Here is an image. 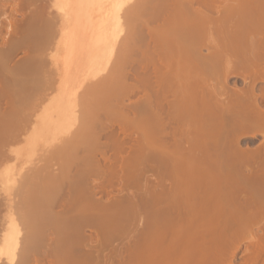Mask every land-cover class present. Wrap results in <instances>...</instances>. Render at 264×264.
Wrapping results in <instances>:
<instances>
[{"label": "bare ground", "instance_id": "6f19581e", "mask_svg": "<svg viewBox=\"0 0 264 264\" xmlns=\"http://www.w3.org/2000/svg\"><path fill=\"white\" fill-rule=\"evenodd\" d=\"M150 1L151 0L55 1L54 7L56 9V18L58 17L61 22L59 31L61 40L60 44L62 45L60 47L61 51L58 52V56L56 54L57 62L60 64L58 67L60 75L57 78L60 79V81L58 80L59 86L57 94L51 98L50 103H48L46 106H43L41 114L36 121L34 130L32 131L31 136L28 138L29 140H27L25 147V149L29 151L27 152V156L35 150L38 143L42 141L49 142L54 140L55 136H60V134L63 135V133L71 129L75 121V97H77L76 95L78 89L87 79H89V77L101 76L106 78L109 75L108 73L112 65L115 63V67L117 64L116 59L119 57V53L117 52L118 46H123L124 44L129 45V43H127L128 39L125 38V36H129L132 30L134 31L136 24L140 25V23H136L138 20L137 18L143 15L147 16L151 14L154 21L157 20L153 24H157L159 27H161L160 29L164 31L160 34L166 35H158V37L161 36L159 37L161 43L158 41L157 43L155 42V36L157 33H159L160 29L157 33H152L155 30V27H152L153 25L148 26V24L146 30H154L150 31L149 33L147 32L148 30H142L146 31L148 35L150 34V36L155 34L154 38L150 36L149 37L150 39L152 38L151 41H153V43L157 44H155V48L156 46L157 49L159 48L158 52L161 55V58L156 55V58L158 57L156 62L154 59V61L150 59L148 62L149 64L155 62V64L158 66L160 64L159 61H162L159 65V67L162 66V69H158L156 67V70L158 69L156 72L155 67L150 68L149 64H147L148 67L145 66L143 68H145V70L150 68L155 70V72H151L150 70L149 73L146 72L148 71L146 70L143 73L140 72L137 74L136 72L139 70H135V72L134 70L132 71L130 69V72H135V75H132V78L124 74V76L120 75L122 78L119 76V79L117 77L111 80L112 83L118 84V86L116 85L117 88L120 86H122V88L126 86L124 87L125 90L123 89L124 91L121 90L123 92L121 93L123 94L121 96V100L122 97L131 99V95L135 96L139 92L140 94L143 91L149 92L147 98L146 96L148 93L144 94L146 95L144 96L145 99H142L143 95L140 98L137 94L136 96L139 97L137 99L138 102L134 101V104L129 103L130 106L126 108L129 112L127 110L122 111V114H124L125 111L128 113L122 115L123 120L121 121L123 125L121 123L120 124L125 127H130L132 130H137V135L138 132H140L139 135H143L144 137L142 138L144 140L139 137L140 140L139 142L137 141L138 143H136L139 146L143 145V147L140 146L142 151L147 149L144 147V145H147L149 150H151L149 153H147L145 158H141L142 154L140 156L138 155L142 151L140 149L138 150L137 148L136 150L141 152H138V157H136L133 161L130 160L129 164L127 161L130 159V154L127 155V157H129L126 159V165L125 163H121L120 168L122 173H124L128 179L126 182L123 180V178H121V185L123 187H131L132 189L137 188L140 185V181L137 179V176L139 175L137 170H135V163H138L137 165H139L143 161L145 163L149 162L148 166L150 164V167L155 165L153 168L159 169L164 178L171 176H175L177 178L182 172H180L181 170L178 171L179 173L176 172L178 169L173 170L171 168L173 166L172 164L170 165L169 160L172 161L175 157L181 161H188L189 158L195 160L190 162H196L197 166L194 164L196 168L200 165H202L201 167L203 170H205L204 167L207 168V170L210 172L208 173L210 176H205L207 179H203L204 182L201 181V184L195 183L193 186V183L191 184L190 182H196L194 179L195 177H197L196 179H199L198 173L197 176L195 173L193 177H185L183 174V178H178V180H175L176 182L174 181L177 185L175 183L173 185L178 187H172H175V189L177 188L179 191L181 190V187L179 186H182L184 183H187L188 186H193L188 189L192 196L189 195L190 193L188 191L185 193L186 195L189 193L188 196H185L186 198L189 197L194 199L197 197L199 192L197 190L194 192L193 188L197 185H201V188L202 186H205L203 187L204 191L207 188L208 190H206V192H210L213 196L210 198L206 196L201 197L202 201L205 200L203 205H205V202L207 201H211V203H209L213 206L218 203V205L220 204L221 207H223L220 210L225 209L227 212L224 210L223 213L222 210L219 214L216 213V215H214L215 213L213 212V215L210 214L211 221L207 220V217L210 215H205V218L202 220L204 221L207 218L206 223H212H209V226H207L208 228L211 227L209 238H205L206 240L202 239L203 242H198L199 244H195L197 242L194 241L195 243H192V245L190 244V247L188 246V249L191 247L195 249L192 250L195 252L193 253L194 255L196 254L195 256L192 255V257L189 259L187 257L186 259L183 258L182 260H177L178 262L176 261V263L172 261L169 264H235L237 251L240 249L241 243L244 240L248 242V244L245 250L246 256L242 264H258L259 262H261L260 264H264V85H262L263 87H261L262 89L260 91L257 88V83L260 81L264 82V0H182L183 2L178 0L182 3L173 5L169 4L171 1H169V3L160 4L161 0L160 2L156 0L157 3H155H159L160 5H163V7L160 8V6H158L159 4H153L154 7H157H153L155 10L152 8V12L150 11V6L152 5V3L151 5L149 4ZM226 2H228V4H226ZM158 7L159 9L156 11ZM142 18V23L144 20H147L146 23H150L149 21H151L148 18ZM160 19L163 21V23ZM159 22H161L162 25H159ZM155 31H157V29ZM140 37L142 38L141 35ZM124 38L127 39L126 43L123 40ZM150 39L148 38L149 41H146L149 43L151 42ZM122 40L124 43L121 42ZM150 45L151 47H154V44L149 43V46ZM151 47H149L151 51L152 49H154V51L157 50ZM127 48L132 49L133 46ZM155 54L152 58L155 57ZM122 55L124 54H121L120 56ZM128 59L129 58H126L127 61ZM126 60H124V62H127ZM133 61L131 62L133 63ZM139 63H136V65ZM153 63L150 65L154 66ZM142 65H139L138 67H142ZM128 66L129 65L126 67L127 70H129L128 68L130 67ZM163 66H165L169 71L165 73V71H163V68L165 67ZM143 68L142 70L144 71ZM123 70L125 71V69ZM159 70L162 71L159 72ZM231 76L242 79V81H244L243 83H245V86L243 85L239 88L237 87L238 85H233L231 87L228 82L230 81L229 79ZM129 78L132 80V82H135H133L134 84H131L130 86L128 85L129 83H127L130 81ZM212 80H214L215 83L211 84ZM156 86L159 88H157L158 90H156ZM114 87L115 85L113 88ZM170 94H172V99L168 101L166 99ZM121 100L120 104L125 107V105L122 104L124 102H121ZM107 102L109 101L107 100ZM105 103L106 102H104V104ZM126 106L128 105L126 104ZM12 112H14V110ZM98 120L99 119H97V121ZM99 121V124L96 123L95 127L91 128L93 130L90 133L100 134L101 136L102 130L105 131L104 128L106 129V127L101 129L102 123ZM109 123L111 124L112 122ZM122 126L120 129L123 131V133L125 132L124 135L129 134L126 132L129 129L127 128V130L124 131L125 128ZM185 126H187L189 129V133H193V137L190 138L189 135H185ZM108 128L110 129V127ZM2 134L3 133L1 131L0 135ZM102 134H104V132ZM244 135H250L252 138L257 137V135H261L263 137V146H259L255 149L242 148L240 145V139L241 136ZM110 138H112V135ZM105 139L107 138L105 137ZM133 140L136 139L133 138ZM134 142L133 144L129 143V145L132 144V148L136 145ZM185 142L188 146L185 145ZM117 143L119 155V153H123V151H125V144L119 140ZM70 150L73 151L72 149ZM69 154L70 157L72 152ZM85 158L87 161H85ZM122 158L125 159L126 157ZM89 160L92 163L91 169L88 168L90 162ZM89 160L87 156L82 158V163L80 162V165H78L77 175L75 176L81 178L83 181L88 175L94 179V185L90 189L86 186L85 182L78 183L76 185V189H74L71 185L69 186V190L67 191V197L69 198V203L67 206L68 208L64 209L65 211L63 214L60 212L57 213L61 216H59L58 220L54 219L56 218L54 217L52 221H50L49 228L51 232L53 231L57 239L55 238V241H53L55 244H53V246L52 244L51 246L49 245V248L53 247L54 249L57 246L58 241H63L62 246L65 245L68 248V254L70 250L73 252L76 249L78 250V248H81V250L84 251L86 248L85 246L89 243L87 242V244H85V242L89 241L91 236H89L88 240H85V238L82 236L84 233L83 229L90 228L89 230H94L95 235L92 237L97 240L100 239V241L101 236H104L105 239H109L114 235H124L127 230V222L125 219L124 221L126 225L121 223V221L114 222L112 221L114 218H111L112 212H114L113 210L119 208V204H121V206L125 204L117 202L118 205L117 203H113L110 204L109 207L106 206V209H109L111 212L109 215H101L99 212V205H97L95 202L92 206H86L85 203L92 199L93 195H95L98 190L103 189V178L105 173V169L101 165L100 161H96L95 158L94 160ZM119 161H121V159H119ZM138 161H140V163ZM185 163L182 164L183 167ZM142 164L144 163H141V165ZM187 164L189 166L191 163L188 161ZM187 164L185 167H188ZM192 167L193 165L191 168ZM189 168H187V170H189ZM14 170L10 166H5L1 173V183H3V186L6 188L10 187L15 181L16 173ZM68 171L69 173H67L71 174L73 167H70ZM109 171L111 172L112 176H119L116 168L111 166ZM208 177H210V179ZM183 189L182 193L185 191L184 186ZM192 189L193 192L190 191ZM174 190L171 189L172 192H174ZM159 191L155 195L156 192L153 190L154 193H152L155 196L151 197V199L153 198V201L151 200L150 205L155 202V206H157V203H160L161 199L162 202L160 205L164 206V204H162L163 200H165V202L168 200L166 205L169 206V208L172 205H175V207L178 205V208L179 206L182 208V205H184L183 208L186 209V206L189 205L186 200L183 199V201L180 199L182 196H180L178 200L176 196L172 195L173 197H171V199L168 196L169 193L167 194V192L165 193L164 190H161V192L165 193L164 195L167 196V198L171 199L172 201L174 199L176 200L175 203H173L175 200L173 202L171 201L172 205H170V200L167 198L163 199L165 196H163V193H159ZM171 191L169 194L170 196L172 194ZM44 193L45 189H41L40 192L36 193L32 198H29V200L31 199L29 201L30 211L28 214H26L27 218L25 219L31 226L32 233L30 232L31 234L29 233L30 235H27L28 237H26L28 241H26V246H28L29 243L36 241V238L38 239L37 236L41 234L40 231H43L41 228H43L42 226H44L43 224L45 223L46 211H44V209L47 204L46 201H48L51 197L54 198V200L52 199L53 201L50 199L53 207L57 204V202L61 201L55 200L56 195L51 197L48 195L46 199L44 198ZM57 196L56 197L59 198V195ZM207 198H209V200ZM125 200L127 201V199ZM187 200L189 201V199ZM73 202L75 204L74 210L72 208ZM147 202L149 203V201ZM185 203L188 204L185 205ZM197 204L196 206H202L200 203ZM56 206L58 207L62 205L58 204ZM133 206H135V204H133ZM155 206L153 205L154 208ZM161 206L158 205L157 207ZM167 206H165V208ZM211 207L210 211L212 212L211 209L214 207ZM63 208H65V205ZM148 208L150 207L148 206ZM219 208L220 206L218 207V210ZM214 209H216V206ZM153 210L154 209H152V211ZM159 210L164 213L163 210L165 209L159 208ZM170 210L172 209L170 208ZM160 211L153 212H156V215L159 216L162 214L159 213ZM208 211L209 209L206 210V214H208ZM151 212L148 214H153V212ZM237 212L239 214H237ZM131 214H134V211ZM135 214L133 216V220L136 218ZM156 215L154 214L153 218ZM222 216L224 217L222 218ZM1 217L2 216L0 215V218ZM107 217H110L112 220L109 218L110 221H107L109 220H106ZM150 221L151 220L147 221L146 223H149L148 225H150ZM153 221V224L157 222H155V218ZM159 222H157L158 224H155V226L157 225V228L152 226V230L154 227V230H162V226H160ZM7 224L8 226L1 237L2 240H0V256L9 263L13 264L15 263L17 256L20 255L19 246L21 244V233L19 227L17 226L18 224H16L13 220L9 222L7 221L6 225ZM150 228L151 226L148 227L147 230L150 231ZM73 230L76 232L74 234L77 236V240L75 239L73 240V243H68ZM144 234L147 233L145 232ZM51 236H53V234ZM76 236H74V238H76ZM86 236H88V234ZM150 237L151 236L149 235V238L146 237V239L145 236L143 238L140 236L139 240L141 243L139 242L135 247L133 245L132 248L127 247V255L129 258L120 260L118 264H144V262L139 261V259L143 257V251H148L147 249H149L148 247H150L151 244H148L147 240H149ZM154 238L155 237H153V239ZM97 240H92L93 242L91 241L94 246L91 245V243L90 246L92 247H89V245L87 246L89 247V252L87 254H85L86 252L80 255L77 254V257L75 254L73 255V252L71 256L69 255V257H67V260H60L59 257L56 256L55 260L51 261L50 264H103V259L101 258L103 254H101L100 251L103 250L105 245H100V243L97 242L98 244L96 243L95 246L94 243ZM136 240H138V238ZM36 242L39 244L38 241ZM168 244H170V242ZM154 245L153 247L155 248L157 245L156 243ZM81 246H84L85 248L82 249ZM169 246L171 247L172 243ZM32 247L33 248H29V250L33 251L35 248L33 243ZM161 247H164V244ZM160 248L158 246L157 249ZM188 249L186 253L188 252ZM23 250L25 251V249ZM29 250L27 249L26 252ZM155 251L156 249L154 252ZM63 253L66 254L65 251H63ZM79 253L83 252L80 251ZM139 255H141V257ZM138 257L140 258L138 259ZM24 259L25 260H23V263H26V260H28L27 257H24ZM148 262H152L151 264H153V261Z\"/></svg>", "mask_w": 264, "mask_h": 264}, {"label": "rangeland", "instance_id": "374dc122", "mask_svg": "<svg viewBox=\"0 0 264 264\" xmlns=\"http://www.w3.org/2000/svg\"><path fill=\"white\" fill-rule=\"evenodd\" d=\"M55 1L56 0H0V76H1L0 77V97H1L0 98L1 99L0 100V110H1L0 111V132L2 131V133H3L2 135H0V155H1L0 156L1 157L0 158V167H1L0 168V211L2 212V214L0 212V215L2 216L0 218V222H1L0 223V240H2L1 237L4 234V231L6 230V228L8 226V224L6 225L7 221L9 222V221L13 220L16 224H18L17 226L19 227V230L21 233V235H20L21 236V244L19 246L20 247L19 248V254L20 255L17 256V259H16L15 263H13V264H22L23 260L26 259V258L24 259V257H27L28 260H26L27 262L26 263L24 262L23 264H50L51 261L55 260L56 256H58L60 260L61 259L67 260L68 259L67 257H69V255L71 256V254L73 252H74L73 255L75 254V256H77V257L80 254H84L85 252H86L85 254H87L89 252L88 248L92 247V246H90L91 241L92 240L95 241L97 239H94L92 237L93 235H95L94 230L93 231L89 230L90 228L89 229H83L84 227L82 228L84 233L82 231L83 235L82 234L81 235L85 238V240H88L89 236H91L90 238H93V239L89 238V241L85 242V244H87V242H89L85 246L86 248L84 246H81L82 249L85 248L84 251L81 250V248H78V250L76 249L73 252H71V250H70L69 254H68V251H67L68 248L65 245L62 246L63 241H58L57 246L54 249H53V247L49 248V245L51 246V244H52V246H53V244H55V242H53V241H55V238L57 239V237H55V234L53 233V231L51 232V230L49 228L50 227V221H52V219L54 217H56L54 219L58 220L60 215H58L57 213L60 212L63 214L65 211L64 209L68 208L67 206L69 203V198L67 197V191L69 190V186L71 185L74 189H76L77 188L76 185L78 183H82V182L84 183L85 182L86 186L90 189L94 185V179L88 175H87L86 179L83 181L81 180V178H78L75 176V175H77L78 165H80V162L82 163V158L85 156L88 157V160L89 159L94 160V158H95L96 161H100L101 165L105 169L104 178H103V182H104L103 189L98 190V192L95 195H93L92 199L88 200L85 203L86 206H92L95 202V203H97V205H99V212L101 213V215H109L111 212L109 211V209H106V208L109 207L110 204L117 203V202L125 204V205H122L123 207L125 206L124 208L121 206V204H119V208H117L116 210H113L114 211V212H112L113 216L111 215V218L112 219L114 218L113 220L109 217L114 222L115 221H119V222L121 221V223H124V224H125V221L127 222V225L125 224L127 227V230L124 233V235L123 234L114 235V236L110 237L109 239H105L104 236H101V241L99 239L94 243L95 246H96L97 242H99L100 245L101 244L105 245L103 248L104 251L103 250L100 251V253L103 254L101 257L103 259V261H102L103 264H118V262H120V260L129 258L127 255V247L132 248L133 245L135 247L138 244L137 242L140 239L139 238L140 236L142 238L144 236H145V238L146 237L149 238V235L151 237L149 240H147V243L151 244V245H150V247H148L149 248V249H147L148 251H146L144 249L146 252L143 251L145 253V255L142 252L143 257H141V255H139L141 258L138 257V259L140 258L139 261L144 262V264H147V263L151 264L152 263V262H148V261H153V264H159V263L160 264L161 263L162 264H169L172 261H174V263H176L177 260L179 261V260H182L183 258L186 259L187 257L189 259L190 257H192V255L195 256L196 254L195 255L193 254L195 252L192 251L194 248L191 247L192 249L191 248L188 249V246L190 247V244L192 245V243H195V242H197L195 244L202 243L203 240L208 239L209 233L211 232V230H210L211 227L210 228L207 227V226H209L208 224L211 223V222H209V221H211L210 220L211 219L210 214H212L214 212L215 213L214 215H216V213L219 214L220 211H222V210H223L222 212L224 213V210H225V209L220 210L221 208H223V207H221L220 204L218 205V203H216L213 206L210 204L211 201H207V199L209 200V198L213 195L210 192L209 193L206 192V190H208L207 188L204 191L203 187H205V186H202V188H201L200 187L201 185H199V186L197 185L196 187L193 188L194 192H196V190L199 192L197 197H196L197 199L196 198L192 199L189 197L186 198V196H188V194L190 193L188 191V189L190 187H193L195 185V183H200L201 181L204 182V180L207 179L206 177L210 176V174H208L210 172L207 170V168L204 167L205 170H203L201 167L202 165H200V166L198 165L201 168H199V167L196 168L194 166V164H196V162L195 163L190 162V161H195V160H192L190 158L188 159V161L191 164L193 163L192 168H191V166H192L191 164H190L191 166L190 165L188 166V164H187L188 161H185V160L181 161L177 157L173 158L172 161L169 160L170 165L172 164V166H173V167H171L173 170L178 169L176 172L181 170L180 172H182V173L179 174L180 176H182L184 174L185 177H188V176L193 177V175L195 173H196V176L198 173L199 179H196L197 177L194 176L195 177L194 179L196 180V182L195 181L190 182L191 184L193 183L192 184L193 186H188L187 183H186L187 185L184 183L182 186H179V187H181V190H179L181 193L178 191L177 188H176L177 189L176 190L175 187H172V186L177 185L175 183L176 182L175 180H172L168 177L164 178L162 176L161 171H159V169H157V168H153V167H155V165H153V167L151 166L152 168L150 167L151 164L148 166L149 162L146 161L147 163H145L143 161L145 159L141 160V161H143L141 163H144V164H142L143 166L141 165L140 161H138L140 163L139 165L141 167L139 165H137L138 163H135V170H137L138 175H139V176H137V179L140 181L139 182L140 185L137 188L132 189L131 187H128V186L123 187L121 185V180H120L121 178H123V180H125L127 182V179H128L125 176V174L122 173L121 168H120L121 163H125V165H126V159L129 157V156L127 157V155L130 154V159H128V161H127L129 164L130 160L133 161L136 157L140 156L141 154H142L141 158H143V157L145 158L147 153H149V151L151 150V149L149 150L147 145L146 146L144 145V147H146L148 150L144 149L143 150L144 152H143L142 148H140V146L143 147V145L139 146L137 143L139 142L140 138H142L144 136L139 135L140 132H138V135H137V130H135V129L132 130V128H130V127L122 126L123 124L121 121V120H123L122 115L129 112L126 108H128L130 106V104H134L133 103L134 101L138 102L137 99L139 97L141 98L142 95H143L142 99H145V97H144V96H146V95H144L145 93H148L146 96V98H147L149 95V92L148 91L147 92L141 91L142 92L141 94H140V92L137 93L139 97H137L136 96L137 94H136L135 96L131 95L130 96L131 99H128L126 97L125 98L122 97V100H121V96L123 95V94H121V93H123L121 90H123L124 87H126V86H124L123 88H122V86L117 88L116 85L118 86V84L112 83L111 80L113 78H117V77L119 79V76L120 75L124 76V74L129 76L130 78H132V75H135V72L138 70L139 71L136 72L137 74L140 72L143 73L146 70H148L146 72L150 73V70H151V72H155L156 67L158 69H160L162 67V66L159 67V65L161 64L162 61H159L160 64L158 66L155 64L157 58L158 57L161 58L160 57L161 55L158 52L159 48L157 49V46L155 48L156 43H153V41H151V39L154 38L155 34L153 36H150V34L149 35L147 34V32L149 33L150 31H153L154 29H152L150 27L152 30H150V31H149V29H147L148 31L146 30V27L148 24H149L148 26L153 25L152 27H155V30L157 29V31L154 30L152 33H154V32L157 33L159 31V29L161 28L157 24H153L157 20L154 21L151 14L148 13L149 15H147V16L143 15L141 17H138L137 18L138 20L136 19L137 20L136 23H138V24L140 23V25L136 24L137 26L135 25L134 31L132 30V32L129 34V36H127V35L125 36V38H127L128 40L125 38L123 39L125 43L127 40V43H129V45L133 46V48H132L133 50L131 48H129V49L127 48V47H131L128 44H124L123 46H118L117 52L119 54L118 53L117 54L119 55V57H117L118 59H116L117 64L115 65V67H114L115 63L112 65V67L108 73L109 75L106 78H103L101 76L89 77V79H87L82 84V86L78 89L77 95H76L77 97H75L76 98V104H75L76 107L74 108L75 121H74V123H73L74 125L71 127V129H69L67 132L63 133V135L60 134V136L59 135L55 136L56 139L54 138V140H51L49 142L42 141V142L38 143L35 150L30 154L28 153L29 155L27 156V152H29L27 149H25L26 144H27V140H29L28 138L31 136L32 131L34 130L36 121L41 114L43 106L44 105L46 106L48 103H50L51 98H53L57 94L59 81H60V79L57 78L60 75V71L58 68L60 64H59V62H57L56 54L58 56V54H59L58 52L61 51L60 47L62 45V44H60L61 40H60V31H59L61 22L58 19V17L56 18V9L54 7ZM157 1L160 2V0H157ZM157 1L151 0L149 2L150 5L152 3V5H151L152 7L150 6L151 12L153 11V9L155 7H157V6L154 7V5L159 4V3L156 4ZM169 1H171L172 3L171 2L169 3ZM177 1L178 0H161L160 4L169 3V4L173 5V4L182 3L184 0L183 1L181 0L182 2L181 1L177 2ZM160 4L158 6H160V8L163 7V5H160ZM226 4H228V2H226ZM14 7H16V8H14ZM158 9H159V7L156 9V11ZM14 10H16V11H14ZM11 13H12V15H11ZM142 17H144L145 19L148 18L149 20H151V21L148 20L150 23H146L147 20L146 21L144 20L142 23V20H143ZM10 22H12V23H10ZM161 22L163 23L162 20H161ZM161 22H159L160 23L159 25H162ZM142 30H146L147 32L142 31ZM162 32H164V31H162V29H160L159 33L156 34V36H155L156 41L155 42H157V41L160 42L159 37L166 35V34L161 35L160 33H162ZM137 35H139V36H137ZM140 35L142 36V38L140 37ZM144 35H145V38L147 37L146 39L144 38ZM158 35H161V36L158 37ZM149 36L152 38L150 39ZM129 38H131V39H129ZM148 38L152 42V43L151 42H149V43L154 44V47H151V45L149 46ZM123 40L121 42H123ZM131 40H132V42H131ZM142 40H144V41H142ZM146 40H148V41H146ZM153 40H155V39H153ZM161 40H162V38H161ZM147 46H149L151 48H155L157 50L154 51V49H152V51H151V49ZM152 52H155V53L157 52V53L155 54ZM127 53H130V54H127ZM121 54H124V55L120 56ZM154 54H155V57L152 58ZM156 55L158 56L157 58H156ZM124 56H126V57H124ZM126 58H129L128 61L126 60ZM150 59L155 60L154 63L151 60V62L153 63L154 66L150 65L152 63L149 64L148 61ZM117 60H118V62H117ZM124 60H126L127 62H124ZM131 61H133V63ZM140 61H142V62H140ZM129 63H131V64H129ZM136 63H139V64L136 65ZM147 64H149L150 68L155 67V70L150 69V68L149 69L147 68L145 70V68H143V67H145V66L148 67ZM127 65L130 66V67L128 66L129 70H127V68H126ZM139 65L140 66L142 65V67H138ZM163 67H165V66H163ZM142 68L144 69V71L142 70ZM123 69H125V71ZM130 69L132 71L133 70L134 71L136 70V71L130 72ZM157 70H156V72H157ZM160 71H162V70H159V72ZM163 71H165V73H166L169 70H167L165 67V68H163ZM122 76H120V78H122ZM231 77L229 79L230 81H228L231 87L233 85H236V86L238 85L237 87H239V88L243 85L245 86V83H243L244 81H242V79L235 77V76L232 78ZM130 78H129L130 81H128V80H127L128 82L126 81L127 83H129L128 84L129 86L131 84L135 83L134 81H133L134 82L133 83ZM95 81H97V82H95ZM213 83H215L214 80L211 81V84H213ZM111 84L113 86L115 85V87L113 88V86ZM257 84H258L257 88L260 91L262 89L261 87H263L262 85H264V82L260 81ZM124 85H125V83H124ZM259 85H261V86H259ZM111 86H112V88H111ZM155 88H156V90L159 89L157 86ZM107 92H108V94H107ZM258 93H260V92H258ZM108 95H110V96H108ZM103 97H104V99H103ZM123 99H125V100H123ZM142 99H140V100H142ZM171 99H172V94L168 95L166 100L170 101ZM107 100L109 102H107ZM120 100H121V102H124L122 104L125 105V107L120 104ZM102 101H104L106 103L104 104V102H102ZM126 104L128 106H126ZM115 106H118V107H115ZM119 107H123L125 109L119 108ZM40 108H41V110H40ZM13 110H14V112H12ZM123 110H127L128 112L125 111V113L122 114ZM12 114H14V115H12ZM130 114H131V112H130ZM11 117H13V118H11ZM144 117H145V115H144ZM133 118H134V115H133ZM97 119H99L100 121L99 120L98 121L100 123H102L101 129L106 127V129L104 128L105 131L102 130V133L104 132V134H102L100 132L101 136H100V134L90 133L93 130L91 128L95 127L96 123H98ZM117 121H118V123H117ZM109 122H112V123L110 124ZM115 124L116 125L120 124L123 128H125L124 131H126L128 128L129 130H127L126 132L129 133L130 135L129 134L124 135L125 132L123 133V131H121V129H120L121 126L120 125L116 126ZM108 127H110V129H112V130H110ZM105 132H107V133H105ZM114 132H116V133H114ZM130 132L132 133V135ZM184 133L187 136L189 135L190 138L194 136L192 132L189 133V129L187 128V126H185V128H184ZM97 135H99V136H97ZM111 135H112V138H110ZM123 136H126V137H123ZM105 137L107 139H105ZM131 137H132V139H131ZM108 138H110V139H108ZM133 138H135L136 140H133ZM118 140L125 144L124 145L125 151H123V153H119V155H118L119 149H118V143H117ZM127 142H128V144H127ZM133 142L134 143L137 142V143H136V145L134 144L135 146H133V148H132ZM129 143H132V144L129 145ZM185 145L188 146L186 144V142H185ZM240 145L242 148H251V149L252 148L253 149L258 148L259 146L262 147L263 146V137L261 135H257V137H253V138L250 135L241 136ZM155 147H157V146H155ZM137 148H138V150L140 149L143 153L141 151H140L141 152L140 153L138 150H136ZM70 149H72L73 151H71ZM152 149H154V148H152ZM146 150H147V152H146ZM70 152H72V155L69 157ZM138 152L140 153L139 155L137 154ZM117 157H118V160H117ZM122 157H126V158L123 159ZM119 159H121V161H119ZM85 161H87L86 158H85ZM181 162H183V163H181ZM184 163H185V165L183 167L182 164H184ZM186 164L188 167H185ZM136 165H137V167H136ZM5 166L6 167H8V166L12 167L13 170L15 169L14 171L16 173L15 174V181L8 188L3 186V183H1L2 182L1 173H2L3 169L5 168ZM91 166H92V163L90 161L88 168L91 169ZM111 166L117 169V173L120 177L119 176H112L111 172L109 171ZM196 166H197V164H196ZM70 167H73V171L71 174H68L69 173L68 169ZM187 168H189L190 171L187 170ZM192 169H193V172H192ZM199 172H200V174H199ZM178 173H176V174H178ZM89 175H90V173H89ZM208 178L210 179V177H208ZM174 183L176 185H173ZM183 186L185 187V191H183L184 193H182ZM187 186H188V188H187ZM176 187H178V186H176ZM197 187L199 189L200 188L201 189L199 190ZM186 188H187V190H186ZM41 189H45L44 198H46L48 195H49V197H51L53 195L54 196L59 195V198H57L58 196L57 197L55 196V198H56L55 200H57V201L61 200L62 202L61 201H60L61 203L57 202L56 205L59 204L62 206H58L59 207L58 208L56 205H54V207H53L51 200L52 199L54 200V198H52V197L49 198V200L51 199L50 201L49 200L46 201L47 204H46L45 209H44V211H46L45 212V223L43 224L44 226H42L43 228H41V230H43V231H40L41 234L39 236H37L38 239L36 238V241H38L39 244L36 241H34V242L29 243L30 245L28 244V246H26L27 242H28L26 237H28L32 233L31 232L32 231L31 226L27 223L28 221L25 219V218H27L26 214H28V212L30 211L29 201L31 199L29 200V198L30 197L32 198L36 193L40 192ZM171 189H173V190L175 189L174 192H172ZM193 189L190 191L193 192ZM153 190H154V192H156L155 195L158 193L159 190H160L159 193L161 192V190L162 191L164 190L165 193L167 192V194L168 193L170 194V191H171L172 192L171 196L168 194V196L170 198L173 196H176L178 199L180 196H182L180 199L186 200L189 203V205L186 206L187 207L186 209L183 208L184 205H182V202L184 200L183 201L180 200V201H182L181 205L183 207L181 206L182 208H180V206H179V208H178L177 207L178 205H177L176 206L177 208H176L175 205H172V202L175 199L173 198L174 200L172 201L171 200L172 198L171 199L167 198V196H165L164 195L165 193H163V192H161V193H163V196H165L163 199L167 198L170 200L169 203H171L170 205L173 206V208H172V206H170V208L172 210H170L169 206L166 205V203L168 202L167 199H166L167 200L166 202H165V200H163L162 204H164V206L160 205V203L162 202V199H161L160 203L159 202L157 203L161 207H157L158 205L155 206V204H156L155 202L150 205V202L153 199V198L151 199V197L155 196V195H153V193H154ZM186 191L189 192V193H187V195L185 194ZM208 194L209 195L211 194V195L209 196ZM189 195L192 196L191 193ZM205 196L209 197V198L206 199L207 202H205V205H203L205 200L202 201L201 197H205ZM220 198H224V197H220ZM125 199H127V201ZM130 199H131V201H130ZM187 199H189V201ZM196 200H197V202H196ZM125 201H126V203H125ZM147 201H149V203ZM201 201H202V203H201ZM175 202H176V200L173 203H175ZM118 203H117V205H118ZM188 203H185V205H187ZM197 203L202 204V206H204V207H202L200 204H199L200 207L196 206ZM72 204H73L72 208L74 210L75 204H74V202ZM133 204H135V206H133ZM212 204H214V203H212ZM64 205H65V208H63ZM153 205L157 209H155L153 207ZM192 205H195V206H192ZM148 206L150 208H148ZM165 206H167L166 207L167 209L165 208ZM215 206H216V209H214ZM219 206H220V208L218 210ZM49 207L50 208L52 207V208L50 209ZM210 207L211 208L214 207L213 209H211L212 212L210 211ZM159 208H162V209L164 208L165 209V210H163L164 213H162L159 210ZM168 208H169V210H168ZM206 208L209 209L208 214H206V210H207ZM60 209L62 210V212ZM152 209H154L153 211H160L159 213H162V214H160L161 216L156 215V212H153ZM133 211H134V214L137 212L135 214L136 218L134 220H133L134 214H131ZM151 211L153 212V214L149 215L148 213H150ZM215 211H218V212H215ZM225 211L227 212V210H225ZM166 212H167V215H166ZM154 214L156 216H158V217H156V216L154 217L155 222L156 221L159 222V220H160L159 223H160V226H162L161 227L162 230H160V229L154 230V228L157 226V225L155 226V224H158L157 222L155 224H153V222H154L153 221L154 220L153 215ZM235 214H236V212H235ZM237 214H239V213L237 212ZM117 215H119V216H117ZM203 215H204V217H203ZM205 215L206 216L210 215L209 217H207L208 219L206 218L207 220H209L208 224L206 223L207 222L206 219H205L206 221L202 220L205 218ZM224 216H222V218ZM48 217H50V218H48ZM125 217H127V218H125ZM5 218H6V220H5ZM109 218L107 217L106 220ZM110 219L107 221H110ZM124 219H125V221H124ZM172 219L174 220V222ZM149 220H151L150 225H148L149 223H146ZM194 222H196V223H194ZM202 222H204V223H202ZM150 226H151V228H150L151 230L149 231L147 229ZM152 226H155L153 228V230H152ZM147 231H149V232H147ZM143 232L144 233L146 232L147 234H144ZM74 233H76L75 230H73V233L71 234L68 243L69 242L73 243L74 242L73 240H75V239L77 240V236ZM85 233H87L88 236H86L87 234H85ZM52 234H53V236H51ZM204 234H206V235H204ZM207 235H208V237H207ZM74 236H76V238H74ZM42 237H44V238H42ZM153 237H155V238L153 239ZM159 237H160V239H159ZM137 238H138V240H136ZM156 238H158V239H156ZM59 240H60V238H59ZM157 240H159V241H157ZM241 240H242V238H241ZM149 242H151V243H149ZM157 242H159V243H157ZM169 242H170V244H168ZM32 243H33V245H35V248L33 249V251L29 250V248H31V249L33 248ZM155 243L157 246L154 248L153 245ZM171 243H172V246L170 247L169 245H171ZM0 244H1V242H0ZM163 244H164V247H161ZM247 244H248V242H246L245 240L241 243V247L237 251V254H236L235 264H242L243 263V260L246 256L245 250H246ZM88 245H89V247H87ZM91 245H93V244L91 243ZM158 246H159V248L161 247L162 249L161 248H160L161 250L157 249ZM167 246H168V248H167ZM26 248L29 250L28 252H26V250H27ZM186 248L188 249L187 253H186V251H187ZM23 249H25V251ZM55 249H56V251L54 252ZM155 249H156V251L154 252ZM79 250L82 251L83 253H79L80 252ZM86 250H88V251H86ZM189 250H191V251H189ZM63 251H65V253L67 255L64 254ZM48 252H50V253H48ZM25 254H28V255H25ZM189 254H191V255H189ZM260 263L261 262H259L258 264H260ZM0 264H11V263H9L3 257L0 256Z\"/></svg>", "mask_w": 264, "mask_h": 264}, {"label": "crops", "instance_id": "0c3cea01", "mask_svg": "<svg viewBox=\"0 0 264 264\" xmlns=\"http://www.w3.org/2000/svg\"><path fill=\"white\" fill-rule=\"evenodd\" d=\"M168 178H170V179H172V180H178V178H183V176H178L177 178L174 176H171V177H168ZM140 242V240H138V242L137 243H139ZM141 243V242H140Z\"/></svg>", "mask_w": 264, "mask_h": 264}]
</instances>
